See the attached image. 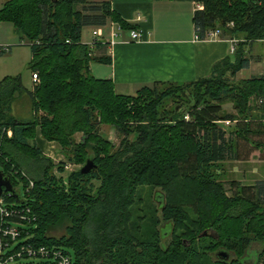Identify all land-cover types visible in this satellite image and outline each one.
I'll list each match as a JSON object with an SVG mask.
<instances>
[{
  "label": "trees",
  "instance_id": "obj_1",
  "mask_svg": "<svg viewBox=\"0 0 264 264\" xmlns=\"http://www.w3.org/2000/svg\"><path fill=\"white\" fill-rule=\"evenodd\" d=\"M193 1L203 7L192 20L199 38L219 30L237 41L234 53L206 78L155 83L135 96L120 95L111 79L92 76V63L111 65L112 58L94 55L82 42L86 27L110 21L138 31L110 1L4 4L0 22L11 23L30 48L29 69L39 78L32 92L20 76L0 82V171L18 195L5 192L2 198L28 219H10L20 230L15 251L55 248L72 264H264V246L253 249L264 244V180L232 181L228 192L218 174L221 163L247 161L256 151L264 156V75L236 81L250 66L252 46L264 41V0ZM20 98L30 101L29 120L14 115ZM168 101L178 108L168 109ZM227 102L237 116L223 113ZM225 121L236 123L224 127ZM102 124L122 136L116 150L101 135ZM39 132L73 164L82 167L89 158L96 169L58 177L54 170L63 174L68 166L44 155ZM144 186L161 193L164 226L158 220L146 230L134 224Z\"/></svg>",
  "mask_w": 264,
  "mask_h": 264
},
{
  "label": "crops",
  "instance_id": "obj_2",
  "mask_svg": "<svg viewBox=\"0 0 264 264\" xmlns=\"http://www.w3.org/2000/svg\"><path fill=\"white\" fill-rule=\"evenodd\" d=\"M88 1L94 3L110 1L115 12L123 20L138 26V31L143 36L142 41L135 42L130 38V31L122 30L115 45L93 48L94 55L109 56L112 58V64L92 63L90 65L92 76L99 80L111 79L116 92L120 95L134 96L132 93L136 95L141 88L155 83L181 85L198 81L208 77L216 63L232 55V44L226 37L213 41L196 39L192 22L196 11L193 0ZM110 23L116 24L111 21ZM91 29L93 33L94 28ZM107 30L108 28H104L103 32L108 42L110 33L107 37ZM93 41V35L89 40H85L82 35L84 44L90 45ZM8 43L9 40L0 39V45H12ZM258 44L264 45V41L256 42L252 46L249 70L258 68L264 62L261 56L254 54V47ZM12 75L15 74L5 73L2 80L5 77H14ZM263 75L264 72H261L253 74L250 78ZM238 76L239 80H244ZM23 86L32 92L34 82ZM13 111L19 119L29 120L32 116L30 101L27 98L18 99ZM37 145L46 157L52 158L50 150L57 144L53 142L50 144L38 135Z\"/></svg>",
  "mask_w": 264,
  "mask_h": 264
},
{
  "label": "rangeland",
  "instance_id": "obj_3",
  "mask_svg": "<svg viewBox=\"0 0 264 264\" xmlns=\"http://www.w3.org/2000/svg\"><path fill=\"white\" fill-rule=\"evenodd\" d=\"M7 1L10 0H0V10ZM109 32L110 30H107V37ZM122 32L123 31H121L120 33ZM83 36L85 40H89L92 37V29L90 27H86L83 30ZM0 39L9 40L10 43L8 44H12L11 52L4 56H0V81L2 80L5 73H10L15 74L12 76H20L22 78L23 85H31L33 80L32 71L29 69V63L31 61L30 48L25 44H21L20 36L16 34L14 26L8 22H0ZM254 54L261 56L264 61V45H256L254 47ZM261 72H264V62L261 66H258V68L254 67L251 70H243L238 77L240 79H247L250 78L253 74H259ZM236 81H239L237 77ZM132 95L135 96V93H132ZM166 107L168 109H177L178 105L173 103L172 101H168L166 103ZM223 113L237 116V112L235 111L233 103L231 102H227L224 104ZM100 133L105 139H107L110 143L114 145L113 150H116L119 147L123 139L122 136L116 130V128L111 125H100ZM38 135L40 136V132L38 133ZM81 138V135L76 136V140L78 142L81 140ZM50 153L52 157L50 159L54 161V163H65L68 166L65 170V173L63 174L58 173L56 169L54 170V173L58 177H62L64 180H67L68 176L72 172L77 171L83 167L70 162L68 156H66V153L62 151V149L58 145H56L55 148L51 149ZM218 174L220 181L223 183L225 189L228 192L230 188L229 184L232 181H239L242 184H252L258 179H264V156L261 154L260 151H256L247 161H227L221 163L218 167ZM97 185L98 184L96 183V186ZM17 191L20 193L21 196H23L24 191L21 183L17 187ZM161 196L162 195L159 190L151 186H144L139 190L137 203L134 207V224L136 226H140L143 230H146V228L150 226L152 227V221L155 222L156 220L160 221V224H157L158 227H161V225L164 226L162 214L160 213V206L163 202V198ZM157 208L159 210H157ZM191 216L193 217L194 215ZM183 233V230H179L177 236L180 237ZM169 240L170 239L168 237L165 242L167 243ZM262 246H264V244L255 246L253 247V249L260 250ZM250 260L256 262L257 254H252Z\"/></svg>",
  "mask_w": 264,
  "mask_h": 264
},
{
  "label": "built area",
  "instance_id": "obj_4",
  "mask_svg": "<svg viewBox=\"0 0 264 264\" xmlns=\"http://www.w3.org/2000/svg\"><path fill=\"white\" fill-rule=\"evenodd\" d=\"M202 5H196V10H202ZM104 28L110 30V40H105ZM120 26L113 23H108L106 27L96 28L93 30L94 41L89 45L92 49L95 48L96 43H108L110 46L115 45L117 37L120 36ZM130 38L132 41H142L143 36L139 31H131ZM196 39L201 40L196 32ZM221 39V32L219 30L212 31L207 34L203 40H219ZM232 44V54L235 51L237 41L229 40ZM11 52V46L0 45V55L8 54ZM32 80L35 83L39 81L38 74H32ZM236 122L225 121L222 122L224 127L234 125ZM9 136L11 133L9 132ZM33 184L31 183V187ZM11 195V194H10ZM16 207H8L5 200L0 198V264H72L71 257L63 253L61 250L48 247H21L16 250L13 247L20 237V230L18 225L12 223L10 219H20L21 221H28L27 216ZM27 212H29L27 210Z\"/></svg>",
  "mask_w": 264,
  "mask_h": 264
},
{
  "label": "water",
  "instance_id": "obj_5",
  "mask_svg": "<svg viewBox=\"0 0 264 264\" xmlns=\"http://www.w3.org/2000/svg\"><path fill=\"white\" fill-rule=\"evenodd\" d=\"M96 169V165L93 160L87 159L84 166L81 168V174L87 175L92 173ZM9 193L18 199V195L15 193L11 180L0 171V198L4 193Z\"/></svg>",
  "mask_w": 264,
  "mask_h": 264
}]
</instances>
